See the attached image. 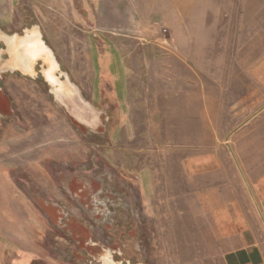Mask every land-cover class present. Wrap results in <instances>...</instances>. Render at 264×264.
<instances>
[{
	"label": "rangeland",
	"instance_id": "374dc122",
	"mask_svg": "<svg viewBox=\"0 0 264 264\" xmlns=\"http://www.w3.org/2000/svg\"><path fill=\"white\" fill-rule=\"evenodd\" d=\"M0 28V264H122L128 218L146 264H223L264 214V0H0Z\"/></svg>",
	"mask_w": 264,
	"mask_h": 264
},
{
	"label": "crops",
	"instance_id": "0c3cea01",
	"mask_svg": "<svg viewBox=\"0 0 264 264\" xmlns=\"http://www.w3.org/2000/svg\"><path fill=\"white\" fill-rule=\"evenodd\" d=\"M10 68V67H8ZM15 68H11L13 70ZM190 166L196 167L194 160L189 162ZM242 213L238 214L234 220L237 223V230L230 236L232 245L226 242L222 251L223 264H264V224L257 226V223H264L258 214H253L246 210L245 205L240 204ZM239 205V206H240ZM256 206L264 210V197L260 205ZM245 207V208H244ZM226 238V239H227Z\"/></svg>",
	"mask_w": 264,
	"mask_h": 264
},
{
	"label": "flooded vegetation",
	"instance_id": "af4514ba",
	"mask_svg": "<svg viewBox=\"0 0 264 264\" xmlns=\"http://www.w3.org/2000/svg\"><path fill=\"white\" fill-rule=\"evenodd\" d=\"M1 29L2 28H0V61H3L6 58V54H3L4 53L3 52V48L4 47L2 46V44H1L2 42L1 41H3L4 38H6V37L8 38L9 37L8 35H10V34H5ZM10 36H12V35H10ZM32 36L36 37L34 34ZM32 36L24 39L23 40L24 42H23L22 46L26 47V51L28 53L30 51V54L31 53H35V55H36L38 53L34 52V51L37 48L35 50H34V48L37 47L38 43L36 42V40H32ZM9 39H10V37H9ZM20 48L18 50V53L20 51ZM27 60H28L27 64H25V61L23 62V59H21V61L23 62L22 63L23 69H24V71H31L32 70L31 69V66H32L31 65V61L29 59H27ZM15 63H16V60H15ZM18 66H20V65L18 64ZM36 68H37L36 70L40 71V63L38 64V66ZM50 69H52V68L50 67ZM50 69L46 72V73H48V78H49V80L51 82L57 83L59 80L58 79L57 80L54 79L56 75L52 74L53 71L50 70ZM39 77H40V74H39L38 78ZM129 220L131 222H133L131 219H129ZM133 223H135V222H133ZM135 224H137V223H135ZM115 225H116V221H115ZM125 234H126V232L122 231L121 237H123ZM128 234L130 236L138 234V238L135 239V241H127V240L121 241L120 240L118 243H116V246H112L111 244H107V246H105V245L102 244L104 246V249H103L104 252L101 253L100 258H101V256H104V257H106L108 259L109 258L108 256H111L110 254L112 253L111 252V248H112V250L115 251V254H114L115 259L117 261H121L122 264H146V258L144 256V252H142L138 248H136V244L137 243L140 244L142 239H144V237H142L143 234H144L143 231L135 232L134 230H130V231H128ZM111 235H113V234L111 233ZM76 236H75V238L78 240L80 248L83 249V250L86 249V251L88 252V254L90 256L93 255L92 254L93 252H96L92 257L94 259H97V258H95V256H97L99 254L98 253L99 250H98L97 246H95V245H98L99 243H97V242L94 243L93 239L91 237H90V240H87V237H76ZM94 247H96V248H94ZM94 249H96V250H94ZM117 251H119V252H117ZM78 259H80V257ZM99 261H97V262L99 263ZM112 263L115 264L114 261Z\"/></svg>",
	"mask_w": 264,
	"mask_h": 264
},
{
	"label": "trees",
	"instance_id": "16d2710c",
	"mask_svg": "<svg viewBox=\"0 0 264 264\" xmlns=\"http://www.w3.org/2000/svg\"><path fill=\"white\" fill-rule=\"evenodd\" d=\"M121 225L123 227L122 230L126 232V234L123 237H121V238H124V240L122 239L121 241H125V240L135 241V239L138 238V234L130 236L128 234V231H130V230H134L135 232L142 231V229H140L139 225L131 222L129 220V218L124 222V224L122 222L118 221L117 226L120 227ZM143 233L144 234L142 237L147 238V233L144 231H143Z\"/></svg>",
	"mask_w": 264,
	"mask_h": 264
},
{
	"label": "water",
	"instance_id": "95a60500",
	"mask_svg": "<svg viewBox=\"0 0 264 264\" xmlns=\"http://www.w3.org/2000/svg\"><path fill=\"white\" fill-rule=\"evenodd\" d=\"M42 43L44 44V42L42 41ZM26 51V47H24V46H22L21 48H20V51ZM49 53V52H48ZM49 57H50V59H51V62L52 61H54L53 59V56L51 55V53H49ZM20 59H23V62L25 61V60H27L25 57H20ZM40 59H42V57H40V56H36V58H35V63H37ZM23 62H21V63H23ZM36 65V64H35ZM35 65H33L32 64V67H31V69L35 72ZM24 71V70H23ZM43 73V72H42ZM65 83H68V82H65ZM68 86H70V84H67ZM75 92V91H74Z\"/></svg>",
	"mask_w": 264,
	"mask_h": 264
},
{
	"label": "bare ground",
	"instance_id": "6f19581e",
	"mask_svg": "<svg viewBox=\"0 0 264 264\" xmlns=\"http://www.w3.org/2000/svg\"><path fill=\"white\" fill-rule=\"evenodd\" d=\"M27 61H28V60H25V64H27ZM31 67H32V66H31ZM51 68H52V69H50V70L53 71V68H55V67L52 66ZM52 71H51V72H52ZM52 74H54V72H52ZM54 79L57 80V77L55 76ZM58 82H59V81H58ZM58 82H57V83H58ZM67 84H68V83H65V82H63V83H62V82H59L57 85H60V86H63V85H64V86H66ZM64 86H63V87H64ZM61 88H62V87H61ZM82 118H83V117H82ZM79 120H80V119H79ZM81 120H82V119H81ZM80 122H81V121H80Z\"/></svg>",
	"mask_w": 264,
	"mask_h": 264
}]
</instances>
